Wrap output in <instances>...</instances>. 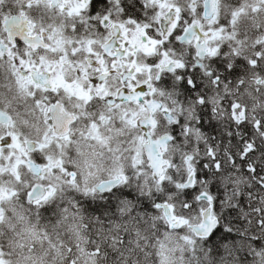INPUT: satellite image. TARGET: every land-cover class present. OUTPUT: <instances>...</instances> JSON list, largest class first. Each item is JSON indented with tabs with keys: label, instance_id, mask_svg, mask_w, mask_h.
Segmentation results:
<instances>
[{
	"label": "flooded vegetation",
	"instance_id": "flooded-vegetation-1",
	"mask_svg": "<svg viewBox=\"0 0 264 264\" xmlns=\"http://www.w3.org/2000/svg\"><path fill=\"white\" fill-rule=\"evenodd\" d=\"M211 1L207 18L208 0H0V251L47 243L84 249L93 264H166L159 243L176 246L178 232L124 228L122 190L135 200L146 132L167 139L154 180L170 203L207 186L222 198L214 184L241 170L237 186H247L252 154L264 153V103L252 98L264 85V40L252 51L250 31L235 32L244 19L228 12L253 1L264 26V0ZM187 226L174 263H186ZM252 248L234 247L246 264Z\"/></svg>",
	"mask_w": 264,
	"mask_h": 264
},
{
	"label": "trees",
	"instance_id": "trees-1",
	"mask_svg": "<svg viewBox=\"0 0 264 264\" xmlns=\"http://www.w3.org/2000/svg\"><path fill=\"white\" fill-rule=\"evenodd\" d=\"M252 162L254 167L252 177L255 182L251 187V192L243 190L240 197L227 195L226 199L234 202L226 207L224 212L229 216L225 215L220 226L208 240H205V243L212 248V255L216 259H219V254L224 253L218 250V246L221 250H225L226 254L231 255L229 259L233 261L238 259L235 258V255L244 256V252L227 249L230 245L235 247L264 244V188L257 183V180H262L264 184V154L262 156L261 153L253 154ZM153 204L154 201L149 196L140 195L135 198V212L145 217L148 224L149 221L154 223L153 217H156L157 214ZM138 219L133 216L125 220L127 225L124 228L143 229L145 225L140 223L141 220L138 222ZM154 227L156 228V226ZM242 260L240 261L242 262Z\"/></svg>",
	"mask_w": 264,
	"mask_h": 264
},
{
	"label": "rangeland",
	"instance_id": "rangeland-1",
	"mask_svg": "<svg viewBox=\"0 0 264 264\" xmlns=\"http://www.w3.org/2000/svg\"><path fill=\"white\" fill-rule=\"evenodd\" d=\"M263 10V6L262 5H256L255 3H251L250 6H244L240 11L237 10H230L228 13L235 15L236 18H240V19H244V23L245 25H242L241 27L236 26L235 28V32L236 34H242L243 30H249L250 32H248V34L251 33V43H252V51H255V45L257 46H263V41L262 39H260L257 36V31H260V27H258L257 24V20L258 17L261 13V11ZM263 14V12L261 13ZM248 23V26L246 27ZM234 28H231L229 26L223 27L222 30H224L225 33H228L229 31H231ZM246 34V35H248ZM259 52H257L254 55H258ZM261 84H254L253 85V92H252V98H253V105L256 106L258 105L260 102L262 101L264 103V85ZM222 205L226 206L227 205V201L226 200H222ZM184 207V205H183ZM135 218H139L138 220H141L140 223H142L143 225H145L144 228H153V224L149 221V224L147 223V220L145 219V217H142V215L138 214L137 212H135ZM172 239L177 240V242L175 243V250H170L173 245L170 244H163L161 246V249L159 250V257L161 258V260H164L166 264H179L174 263V260H176V255H177V248L180 245V241H179V236H174L172 237ZM187 244H192L191 243V239L189 238V234H187ZM18 254V255H17ZM35 254V255H34ZM36 257V259L38 260L39 258L36 255V252L33 251H22V252H17L15 253L14 257H10V262H8V257L6 255H4L3 252H0V264H32L30 261L32 260V258ZM77 257L79 259V261L84 262V264L87 262L89 255L87 253H85V251H80L79 253H77ZM198 264V263H197Z\"/></svg>",
	"mask_w": 264,
	"mask_h": 264
},
{
	"label": "water",
	"instance_id": "water-1",
	"mask_svg": "<svg viewBox=\"0 0 264 264\" xmlns=\"http://www.w3.org/2000/svg\"><path fill=\"white\" fill-rule=\"evenodd\" d=\"M146 152L150 167L153 169V171L159 173L161 162L159 155L156 153V146L154 144L149 143V145H147L146 147ZM158 206H161L164 209L165 217L168 221H170L172 218L170 208L167 207V205L165 204H158ZM216 225L217 221L210 220L208 214L206 213L202 225L198 227H192V229L198 237H208L213 231V229L216 227ZM172 226L176 227L175 225Z\"/></svg>",
	"mask_w": 264,
	"mask_h": 264
},
{
	"label": "bare ground",
	"instance_id": "bare-ground-1",
	"mask_svg": "<svg viewBox=\"0 0 264 264\" xmlns=\"http://www.w3.org/2000/svg\"><path fill=\"white\" fill-rule=\"evenodd\" d=\"M227 175H230V172H227ZM216 180V179H215ZM215 180H213V184H214V181ZM214 186H215V190L220 194H222V197L224 196V194L228 191V187H227V185L226 184H221V183H219V182H217V183H215L214 184ZM230 203H234V202H232V201H229ZM226 216H229L228 214H225ZM227 249H230V250H236V249H234V246L233 245H230ZM218 250H220V252L222 253V252H224L225 250H221L220 248H219V246H218ZM238 251H240V250H238Z\"/></svg>",
	"mask_w": 264,
	"mask_h": 264
}]
</instances>
